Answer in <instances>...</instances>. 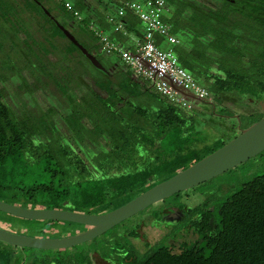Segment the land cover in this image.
I'll use <instances>...</instances> for the list:
<instances>
[{"label": "trees", "instance_id": "16d2710c", "mask_svg": "<svg viewBox=\"0 0 264 264\" xmlns=\"http://www.w3.org/2000/svg\"><path fill=\"white\" fill-rule=\"evenodd\" d=\"M136 1L0 0V201L25 209H39L33 207L34 203L43 202L47 205L43 209L105 214L106 210L97 212L89 209L107 202L110 208L116 210L119 207L114 205V201L119 197L123 198L120 202L124 206L154 186L134 190V180L149 177L155 166L144 168V159L147 158L149 163L155 160L148 158L141 149L135 150V144L163 151L164 147L157 141L178 139V142L180 138L188 137L189 130L193 131L196 129L194 125L204 120L205 109L211 119L219 116L217 107H222L229 98L253 99L259 103V109L262 108L260 113L246 116V119L250 118V124L246 127L240 125L239 115L235 124L237 131L219 137L218 146L204 143L200 148L198 144L201 142L188 144L185 140L183 147L188 157H192L184 159L188 160L186 164L184 161L181 165H173L170 159L168 164L166 161L155 162L157 169L166 172L167 178L163 177L161 181L165 182L221 148L236 138L242 129L264 116V0H164V21L178 40L177 44L168 48L173 50L180 67L208 92L209 99L192 102L191 110L169 102L158 92H154L151 98L155 99L151 103L146 98L152 88L149 82L147 86L141 85L143 82L135 78L127 67L117 68L114 64L106 67L103 64L104 55L108 52L102 37L125 50L135 48L131 34L141 38L135 28L137 22L134 16L129 13L123 18L118 16L122 3ZM101 8L104 10L101 11ZM14 11L21 16L20 24L24 28L17 33L6 21ZM109 18L120 21L124 29L115 31V25L108 21ZM205 24L235 38L230 53L215 51L208 45L213 33ZM65 31L89 54H95L93 56L104 71L97 69L85 57ZM31 39L33 41L29 43ZM126 39L131 42L129 45ZM201 45L206 49L203 50ZM219 55L225 59L224 64L217 63ZM116 58L121 61L117 53ZM84 61L98 73L97 76H93L88 69L82 70L83 66L86 67ZM111 67L112 70L109 69ZM243 70H246V75L241 74ZM77 77L90 87L95 99L107 109L92 113L94 116L89 114L92 123L96 124L93 128L100 132L97 133L99 142L103 138L109 139L104 144L110 147L106 148L108 151L103 153V161L98 166L92 161L90 165L87 152L78 146L75 136L80 135L81 130L72 126L75 132L68 130L64 134L56 121L66 123L73 120L78 106L85 103L76 93L70 95L72 87L77 84ZM12 83L16 84L14 88ZM8 94H12L11 100ZM65 97L71 98L69 111L66 106L62 108L60 105ZM133 99L139 100L138 106L132 105ZM60 110L65 112L64 117H58ZM198 116H202V120H198ZM253 117L256 118L254 121ZM68 138L72 142L67 143ZM170 165L174 166L171 172L168 171ZM115 181L119 182V187ZM114 188L121 190L113 193ZM101 189H109L110 192L99 193ZM221 192V196L208 198L205 204L191 209H186V202L183 201L164 206L156 212L157 220L168 216L165 219L167 222L175 219L185 221L184 224L174 237L167 235V239L151 254L140 259L134 252L123 251L124 262L264 264V171L239 188ZM85 205L87 210L82 211ZM11 221H21L23 225V232H11L41 238L28 234L33 233L31 225L37 221L20 219L0 211V228L6 230ZM39 222H44L43 227L37 228L39 235L47 230L51 232L56 224H70ZM169 240L181 242L173 245ZM0 244L17 248L3 242ZM17 256L14 251L5 252L0 247V264H21L15 262ZM90 264H93V259Z\"/></svg>", "mask_w": 264, "mask_h": 264}, {"label": "rangeland", "instance_id": "374dc122", "mask_svg": "<svg viewBox=\"0 0 264 264\" xmlns=\"http://www.w3.org/2000/svg\"><path fill=\"white\" fill-rule=\"evenodd\" d=\"M103 10L104 9L101 8V11ZM215 14H218L219 16V13L216 12ZM20 20H21V16L15 11L11 12L6 18V21L11 26V29L15 33L24 30V28L20 24ZM205 27L210 29L213 33V38L211 40H208L209 42L208 45L215 51H221L222 53H226V54L230 53L231 44L234 43L235 38L228 36L222 30L213 29L208 24H205ZM135 28H137V32L139 33V35L143 36L144 27L136 23ZM139 38L140 37L135 35L130 37V39H134L133 40L134 44L136 40ZM32 41L33 39H31L29 43H32ZM126 41H128V45L129 43H131L130 40L128 39H126ZM162 45L164 46V48L162 47V49H167L169 47L168 44L165 42ZM201 46L203 50L206 49L205 47H203V45ZM116 53H117L116 51H112L104 55L105 59L102 62L106 67H110L111 64H114L117 68L126 67L121 61H119L116 58ZM225 62H226L225 59L221 55H219L217 63L224 64ZM84 64L86 65L87 68L83 66L84 68L82 69L83 71H87L88 69V71H90L93 76L98 75V73L89 64H87V62L84 61ZM109 69L112 70L113 68L111 67ZM241 74L246 75L247 74L246 70L241 71ZM77 78L78 79H75L77 84L72 87L70 91V95H74L76 93V96L81 97L83 99L82 102L85 103L82 104L80 103L81 107L78 106L77 108L78 113H76L77 115L73 114L74 117L73 120L69 118L71 120L69 121L70 123L67 121L66 123L65 122L62 123L58 119L56 121L58 122V124H60L59 130L64 134H67L68 130L75 132L73 128L81 130L82 133L80 135L75 136L78 141V146L81 149H83L85 152H87L86 155L89 158L90 165L92 161V164L94 163L95 166H98L100 165V162L103 161L104 158L103 153L108 151V150L106 151V148L110 147V145L108 146L104 144V141L109 139L103 138L101 142H99L97 133L100 132L93 128V125L95 126L96 124L92 123L91 116L89 114L92 115V113L103 112L104 110L107 109L105 108L104 105H102L99 102V100H97V98L95 99V96L91 92L90 87H87L86 83H83L81 78L80 79L79 77ZM139 80L143 82L141 78H139ZM140 84L147 86V83L145 81ZM15 85H16L15 83H12L13 88ZM198 85L200 87H203L200 84ZM93 89L96 90V88ZM153 95H154V90L153 88H151L148 95L146 96V98L151 100V103H153L155 99V98H151ZM11 96L12 94H8L7 97L11 100ZM69 99L71 98L65 97L62 104H60L62 108L66 106L68 111L71 110V108L69 107ZM41 101L44 102L42 95H41ZM188 102L192 104L194 100H188ZM131 103L133 106L136 107L139 105V100L133 99L131 100ZM258 104L259 103L255 102L253 99H251V101L250 100L245 101L242 98H237V97L229 98L227 103H224L222 107H217L216 112L219 116H213L211 117V119H209L211 116L209 111H206L205 109L204 120H202V116L197 117L198 120L199 119L202 120L200 121V123L201 122L203 123L195 124L193 128L196 129H194L193 131L189 130L191 133L188 134L189 135L188 137H184V139L180 138L178 142H176L178 139L177 140L170 139L173 140L170 142L157 141V144H159L160 146L162 145V147H164L163 151L161 149L160 151H156L155 149L149 150V147H144V145L141 143H139V145L135 144L134 145L135 150L141 149L146 153V156L148 158H152L153 160H155L154 162L149 163V160L147 158L144 159L142 161L144 168H146L147 166H151L153 164L155 166L151 169L154 171L148 174L149 177L145 178L146 180L143 177H140V180H134L135 181L133 185L134 190L146 189V187L148 188V186H152V185H154L152 187H155L160 183H162L161 181L163 177L167 178L166 172L157 169L158 164L155 162L161 163L166 161L168 164L169 163L168 160L170 159L173 160L170 162L173 165H177V164L181 165L184 163V161H185L184 164H186L188 160L192 159L191 156L188 157V154L185 148L183 147V141L186 140L188 144L201 142V144L200 143L198 144L200 148H202L204 143L207 144L213 143L212 147H216L218 146L217 140H219L218 139L219 137L221 136L223 137V135L225 134L227 135L228 133L233 134L234 132L237 131V126H235V124H237V117L239 115H241L240 125L246 127L247 125L250 124L251 122L249 121L250 118L246 119V116L247 114L250 113L259 114L260 113L259 111L262 108L260 107L259 109ZM144 105L146 106V104ZM223 107L225 109H223ZM194 110H196V108ZM60 111L61 114L58 115V117L59 118L64 117L63 115L65 114V112H63V110ZM224 112H226V115H223ZM55 118H57V115H55ZM66 118H68V116H66ZM251 119H253L254 121L256 118L253 117ZM70 141L72 142V139L68 138L67 143H70ZM199 152H202V150H200ZM185 158H187L188 160H184ZM108 159L109 161H111L110 157H108ZM125 163L126 162H122V164ZM173 168L174 166L170 165L168 171L171 172V169ZM263 171H264V151L250 158L244 163L238 165L237 167L216 176L215 178H212L188 190L182 191L174 196H171L169 198H166L162 201H159L151 205L147 209L123 221L122 223L114 226L111 230H109L108 232L104 233L103 235L93 240L81 243L73 247H69L65 250H40V249L26 248L23 251L21 250V248L20 249L10 248L2 244H0V247L1 250L5 252H9V250L14 251L16 255H18L15 259V262L21 264H90L92 259H93V264H117V263L126 264L123 259L124 257V254L122 253L123 251L134 252V254L138 257V259H140L141 257L147 254H151L152 251L156 248V246L160 245L163 241L167 239V235H169L170 237H174V233H176V231L179 228H181L182 224H184L185 221L181 222V220L177 221L175 219L171 220V223L167 222L165 219H167L168 216H166L162 220L159 219L157 220L155 218L156 212L161 210L164 206H167L168 204L175 201L186 202V209H191L192 207L203 205L205 204L206 199L208 198L212 199L213 197L216 198L217 196H221L220 195L222 193L221 191H223L224 189L227 190L234 187L239 188L242 184L253 179L256 175H260ZM102 182H100V184ZM145 182H147L148 184H146ZM115 183L118 185V187L120 186L119 182L115 181ZM104 186L105 185H103V187ZM151 188H149L148 190H150ZM114 189L116 190H114L113 193H118L117 190H121V188H114ZM107 190L110 192L109 189L106 190L101 189L99 193H103V194L108 193ZM122 200L123 198L119 197L117 201L116 200L114 201V205L117 206V208L122 207V202H120ZM93 204L94 202L89 203L88 208ZM102 204L103 205L98 203V205H95V207H91L89 211L104 212L106 210L105 214L112 212L111 210H113L112 209L113 207L110 208L111 205H109L107 202L105 204L104 203ZM33 207L43 209L47 207V205L41 202L38 204L34 203ZM86 210L87 208L85 205V208H83L82 211H86ZM43 223L39 221H37V223L35 222L32 223L31 231L33 233H28V234L41 236V239H61L76 235L78 232H82L85 230L83 227L81 228L80 226L74 223H70L69 225L56 224L51 232L47 230L44 233H42V235H39L40 232L37 228L43 227ZM24 225L28 226L27 223H25ZM22 227L23 225L21 221L20 222L11 221L8 223V226L5 228H7L6 230H9V232L11 231L23 232V230H21ZM168 242L170 244L177 245L179 242H181V240L177 242H173L169 240Z\"/></svg>", "mask_w": 264, "mask_h": 264}, {"label": "water", "instance_id": "95a60500", "mask_svg": "<svg viewBox=\"0 0 264 264\" xmlns=\"http://www.w3.org/2000/svg\"><path fill=\"white\" fill-rule=\"evenodd\" d=\"M65 34L78 46L79 50L95 67L104 71V68L96 57L89 54L85 48L79 45L68 31H65ZM175 90L185 98L200 101L187 92L180 89ZM263 151L264 116L250 127L242 129L236 138L201 161L107 214L94 215L65 210L25 209L0 201V211L13 217L30 221L69 222L89 227V229L84 230L82 233L61 239L28 237L0 228V242L21 249L65 250L93 240L151 205L215 178Z\"/></svg>", "mask_w": 264, "mask_h": 264}, {"label": "built area", "instance_id": "2783aa9c", "mask_svg": "<svg viewBox=\"0 0 264 264\" xmlns=\"http://www.w3.org/2000/svg\"><path fill=\"white\" fill-rule=\"evenodd\" d=\"M71 8L69 4L66 5ZM166 5L164 0H140L125 2L118 10L119 18L127 13L134 16L144 27V34L135 42L133 50H125L102 37L107 52L116 51L121 61L136 78L149 82L155 90L169 101L191 108V103L175 89H180L199 100H208V92L200 87L194 78L180 67L171 48L162 49L164 42L168 46L178 43L171 33V27L164 21ZM109 22L115 25V31L124 29L123 24L114 18ZM159 39V41H158Z\"/></svg>", "mask_w": 264, "mask_h": 264}, {"label": "crops", "instance_id": "0c3cea01", "mask_svg": "<svg viewBox=\"0 0 264 264\" xmlns=\"http://www.w3.org/2000/svg\"><path fill=\"white\" fill-rule=\"evenodd\" d=\"M137 20V19H136ZM137 22V24H139L140 26H143L138 20L136 21ZM131 36H133L132 34L130 35V37ZM134 38V37H133ZM132 41L134 40V39H131ZM138 40V39H137ZM136 40V41H137ZM133 46H134V42H133ZM136 78V77H135ZM138 79V78H137ZM143 82H144V80H142ZM146 83H148L147 81H145ZM152 86V85H151ZM152 88H153V90H154V92H156L157 93V91L155 90V88L152 86ZM187 100H190V99H188V98H186ZM169 102H171V101H169ZM175 105H178V104H176L175 103ZM191 109H192V104H191ZM191 109H189V110H191Z\"/></svg>", "mask_w": 264, "mask_h": 264}, {"label": "clouds", "instance_id": "9594fccd", "mask_svg": "<svg viewBox=\"0 0 264 264\" xmlns=\"http://www.w3.org/2000/svg\"><path fill=\"white\" fill-rule=\"evenodd\" d=\"M193 96V95H192ZM201 101V100H200ZM191 109V108H190Z\"/></svg>", "mask_w": 264, "mask_h": 264}, {"label": "flooded vegetation", "instance_id": "af4514ba", "mask_svg": "<svg viewBox=\"0 0 264 264\" xmlns=\"http://www.w3.org/2000/svg\"><path fill=\"white\" fill-rule=\"evenodd\" d=\"M115 263H117V262H115ZM118 264V263H117Z\"/></svg>", "mask_w": 264, "mask_h": 264}]
</instances>
